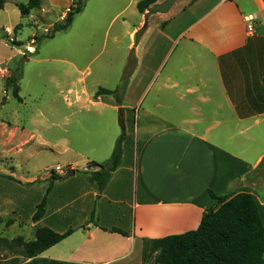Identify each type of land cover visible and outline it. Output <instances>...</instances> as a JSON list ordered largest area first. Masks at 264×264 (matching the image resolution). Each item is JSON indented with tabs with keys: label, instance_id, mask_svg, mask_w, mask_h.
Here are the masks:
<instances>
[{
	"label": "crops",
	"instance_id": "1",
	"mask_svg": "<svg viewBox=\"0 0 264 264\" xmlns=\"http://www.w3.org/2000/svg\"><path fill=\"white\" fill-rule=\"evenodd\" d=\"M6 6L7 0L0 19ZM252 14L259 20L250 33L246 18ZM2 31L17 42L11 27ZM129 37L124 62L111 72L117 85L108 89L119 90L126 79L123 97L95 99L81 79L61 85L50 77L57 95L65 89L69 97L62 104L50 98L36 106L27 101L35 102L33 91L21 96L22 85L38 75L34 71L54 63L48 69H62L69 78L77 65L40 52L26 56L0 41L24 60L15 77L21 100L8 95L6 80L13 72L0 74V230L19 228L24 236L18 237L26 241L34 240L39 228L73 230L38 259L157 264L144 259L149 241L196 230L207 210L217 207L210 192L251 193L264 222V177H257L263 178L258 189L257 178L249 177L264 160V0L175 1L167 12L141 14ZM72 117H77L72 131L64 129ZM76 133L77 147L71 136ZM122 134L119 167L99 195L77 170L108 161ZM47 151L56 161L46 164L41 176L35 170L20 173L13 162ZM56 166L75 174L56 172ZM56 176L62 178L47 194ZM45 196L46 213L34 222ZM29 261L0 254V264Z\"/></svg>",
	"mask_w": 264,
	"mask_h": 264
},
{
	"label": "rangeland",
	"instance_id": "2",
	"mask_svg": "<svg viewBox=\"0 0 264 264\" xmlns=\"http://www.w3.org/2000/svg\"><path fill=\"white\" fill-rule=\"evenodd\" d=\"M138 1L140 0H84L83 11L75 15L72 26L66 31H56V26L65 22L62 17L66 12L68 0H44L41 9L33 10L28 15H23L20 10V5H26L27 0H7L6 12L2 14L0 19L1 40L9 44V42L2 39L5 35L2 28L11 27L14 30L13 37L20 44L16 48L24 52H40L43 57L72 61L78 67V71L74 75L72 72L68 75L70 77L67 78L62 69H59L56 73L51 72L48 68L53 66L54 63H47L43 69L34 71L38 74L37 76L22 85L23 93L21 96L24 97L27 89L38 95L35 97V102L29 101V98H27L29 105L34 104L36 106L40 101L44 102L50 98H57L62 104V101L69 96H67L65 89L58 96V91L55 89L54 83L50 81V77L57 78L61 85L70 82L74 78L81 79V85L86 88L88 96H94L95 99L97 98L96 93L100 89L108 90L116 87L117 84H114L111 72L113 68L120 67V63L124 62L130 42L129 32L141 19V14L137 9ZM176 1L182 2V0ZM73 3L77 6L82 1L73 0L71 5ZM42 9L47 13H43ZM11 38L9 37V39ZM9 45L6 46L4 43H0V68L17 73L23 67L24 60L23 57L12 50L13 46L9 47ZM10 57L12 60L8 61ZM170 64L171 61L167 66ZM59 66H62V64ZM7 78L13 77L8 74ZM12 93L13 91L9 90L10 99L13 98ZM120 93L119 89L116 96L120 97ZM110 96L112 95L106 94L101 97L107 98ZM77 117L75 119L72 117L70 122L64 126V129L71 130L70 128L77 122ZM55 130L58 131V129ZM71 136L73 145L77 147L78 134L76 133L75 136L72 134ZM47 152L49 153L35 154L34 158L29 161H22L14 157L13 162L19 163L20 173L35 170L40 172L39 175L41 176L43 174L42 168L46 164L56 161V155L50 151ZM65 167L62 168V171H66L67 174L70 170ZM52 171L50 170V172ZM77 173L81 174L82 170H77ZM262 180L263 178H257L255 182L257 185L254 188H260ZM1 232L0 230V235L9 239L24 236L23 230L19 228L9 229L4 233L2 232L3 234ZM148 247L149 245L146 246L144 251V259L151 258L154 260V256L148 255Z\"/></svg>",
	"mask_w": 264,
	"mask_h": 264
},
{
	"label": "trees",
	"instance_id": "3",
	"mask_svg": "<svg viewBox=\"0 0 264 264\" xmlns=\"http://www.w3.org/2000/svg\"><path fill=\"white\" fill-rule=\"evenodd\" d=\"M44 0H28L26 5H20L23 15L30 14L33 10L42 8ZM158 0H142L137 4L138 12L144 14L149 7ZM6 0H0V13L4 10ZM82 3L77 5L74 12L67 14L64 24L56 26V31L68 30L75 15L82 12ZM7 42V34L2 37ZM1 40V38H0ZM13 47H18L16 41L9 42ZM29 52H26V56ZM17 78H7L6 87L13 90V95L18 100L19 86ZM126 88V79L120 87V97H123ZM118 95V90L111 91L100 89L96 97L102 95ZM125 135L117 140L111 158L104 163H90L82 171L88 178L98 194H102L108 186L114 172L118 169L122 158V144ZM53 172V171H52ZM250 178L264 177V160L249 175ZM62 177L56 176L50 182L47 194L51 191L55 180ZM216 201L217 207L207 210L203 215L199 227L181 235H174L162 239L149 241L148 255L155 257L157 264H264V222L260 213L259 204L251 193L242 192L223 197L210 192ZM47 196L37 206L33 221H40L46 213ZM93 221V215H92ZM4 223L0 217V226ZM13 221H7V226ZM114 232L127 235L119 229ZM73 230L59 234L49 228H39L36 238L26 241L23 237L9 239L0 236V254L4 256H20L29 262L25 264H74L48 259H38V256L66 239Z\"/></svg>",
	"mask_w": 264,
	"mask_h": 264
},
{
	"label": "built area",
	"instance_id": "4",
	"mask_svg": "<svg viewBox=\"0 0 264 264\" xmlns=\"http://www.w3.org/2000/svg\"><path fill=\"white\" fill-rule=\"evenodd\" d=\"M77 8V6L73 3L70 7L66 9L65 15L62 17V20H65L67 14L74 12V10ZM259 20V17L257 14H252L246 18L247 23V30L248 32L252 33L255 30V23ZM49 33V32H47ZM36 39V38H35ZM15 41L13 38L9 39V42ZM28 52V51H27ZM0 74L5 76L7 75L6 69L0 68ZM53 170L56 172H61L62 168L60 166H56Z\"/></svg>",
	"mask_w": 264,
	"mask_h": 264
},
{
	"label": "water",
	"instance_id": "5",
	"mask_svg": "<svg viewBox=\"0 0 264 264\" xmlns=\"http://www.w3.org/2000/svg\"><path fill=\"white\" fill-rule=\"evenodd\" d=\"M176 0H166V2H164L163 4H160L158 6H155L153 8H149V12H157V11H160V12H167L171 7L172 5L175 3ZM16 72L13 73L12 77L15 78L16 77ZM75 174V171L74 170H71L69 175L70 176H74Z\"/></svg>",
	"mask_w": 264,
	"mask_h": 264
}]
</instances>
